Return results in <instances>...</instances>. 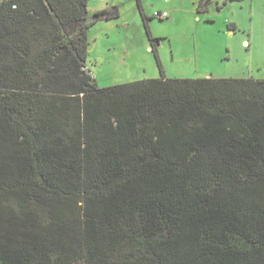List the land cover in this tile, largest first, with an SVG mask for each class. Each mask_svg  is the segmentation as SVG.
<instances>
[{
  "label": "trees",
  "instance_id": "1",
  "mask_svg": "<svg viewBox=\"0 0 264 264\" xmlns=\"http://www.w3.org/2000/svg\"><path fill=\"white\" fill-rule=\"evenodd\" d=\"M88 3L0 1V264H264V79L99 87Z\"/></svg>",
  "mask_w": 264,
  "mask_h": 264
},
{
  "label": "rangeland",
  "instance_id": "2",
  "mask_svg": "<svg viewBox=\"0 0 264 264\" xmlns=\"http://www.w3.org/2000/svg\"><path fill=\"white\" fill-rule=\"evenodd\" d=\"M100 11L110 16L88 28L85 67L99 87L161 77L155 48L169 78L264 79V0H214L208 12L197 0H89L86 20Z\"/></svg>",
  "mask_w": 264,
  "mask_h": 264
},
{
  "label": "built area",
  "instance_id": "3",
  "mask_svg": "<svg viewBox=\"0 0 264 264\" xmlns=\"http://www.w3.org/2000/svg\"><path fill=\"white\" fill-rule=\"evenodd\" d=\"M154 16L163 19V18H167L169 16V14L166 11L165 12H159L158 11L154 14Z\"/></svg>",
  "mask_w": 264,
  "mask_h": 264
},
{
  "label": "crops",
  "instance_id": "4",
  "mask_svg": "<svg viewBox=\"0 0 264 264\" xmlns=\"http://www.w3.org/2000/svg\"><path fill=\"white\" fill-rule=\"evenodd\" d=\"M232 26L236 27L235 25H232Z\"/></svg>",
  "mask_w": 264,
  "mask_h": 264
}]
</instances>
